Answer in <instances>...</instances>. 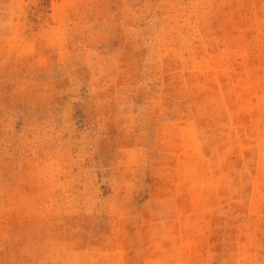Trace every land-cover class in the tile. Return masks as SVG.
Wrapping results in <instances>:
<instances>
[{"label":"rangeland","instance_id":"obj_1","mask_svg":"<svg viewBox=\"0 0 264 264\" xmlns=\"http://www.w3.org/2000/svg\"><path fill=\"white\" fill-rule=\"evenodd\" d=\"M0 264H264V0H0Z\"/></svg>","mask_w":264,"mask_h":264}]
</instances>
